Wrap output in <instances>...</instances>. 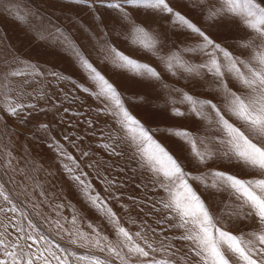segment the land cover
<instances>
[{
  "label": "rangeland",
  "instance_id": "obj_1",
  "mask_svg": "<svg viewBox=\"0 0 264 264\" xmlns=\"http://www.w3.org/2000/svg\"><path fill=\"white\" fill-rule=\"evenodd\" d=\"M169 3L234 55L247 59L251 54L250 50L238 47L240 41L248 39L251 35L238 21L218 22V18L209 20L207 17L212 9L202 6L201 0H169ZM216 7H219V3ZM132 15L136 23L157 34L159 52L152 54L137 49L122 31L117 14L100 4L89 9L74 4L72 0H11V3L8 0H0V183L4 185V190L11 199L9 204L0 197V209H4L0 211V238H3L9 247L17 242L18 235L26 233L38 239L43 234L51 244H34L32 251L37 248L40 251L49 248L61 259L67 256V264H90L87 259L80 260V256H99L109 259L111 264H124L119 257H113L106 250L101 252L99 248L92 247L95 240L100 239L102 243H110L119 251L127 264H141L144 259L131 256L105 215L87 203L81 195L62 166L68 164L71 167V162L58 157L52 146L56 140L80 161L83 171L87 173L83 179L90 181L94 189L92 194H98L112 209L119 225L133 234L136 243L144 246L143 241L134 235L136 232H142L157 249H161L162 245L169 246L170 243L174 245L167 252H150L148 259L153 256L156 259L172 258L176 259L178 264H183L180 257L191 255L190 244L175 239L182 234V230L168 227V224L175 221L172 219L173 213L163 207V202L167 199L166 193L154 187L155 181L151 174L144 172L126 146L118 166L113 165L111 171L100 169V174L97 175L94 167L87 166L89 157L95 161L107 159L110 155L100 149L101 144L110 142L112 117L105 115L104 105L91 95V90L89 93L83 92V88L88 87L91 82L64 46L63 37L70 39L91 58V62L121 92L131 114L146 128L152 129L154 138L171 154L181 158L185 170L191 173L189 183L210 205L213 212L219 210L217 204L220 201L228 199L226 193L210 197L204 192L198 180L200 173L197 172L195 163H189L191 157L188 147L169 139L163 131L173 124H178L197 134V139H201L208 134L206 126L194 118L172 116L169 110L172 106L186 111V106L180 103L175 93L172 94L171 103H167L168 93L159 85L153 86L147 81L131 79L130 74H117L119 70L113 69L110 64H105L103 59L99 58V49L93 46V36L102 41L110 40L120 51L150 64L162 74L169 89L175 88L204 98L205 94L196 91L202 87L203 82L193 84L179 73L171 75L165 70L160 59L171 50L190 61L194 54L185 53L183 49L195 47L194 39L185 31L174 28L168 14L158 16L140 10ZM15 17L21 19L17 21ZM257 45L260 46L261 42L257 41ZM17 56L19 61L14 59ZM21 61L37 65L42 72H55L71 79L58 81L52 76H46L40 77L39 83H31L29 86L25 79L31 78L26 77V70ZM14 72L22 75L13 76ZM73 84H79L80 88L73 87ZM229 86L234 91H240L239 85L234 81L230 80ZM207 89L210 90L208 85ZM208 94L213 102H221L222 97L218 94ZM17 103L35 105L34 110L25 107L24 112L31 111V115L23 122L19 116H12L4 110L8 105L14 106ZM88 121L93 124L90 125ZM41 125H47V129ZM93 127L95 132L92 131ZM112 134L115 135V132ZM66 136L75 142V146L64 139ZM116 150L121 151V146ZM8 152L11 157L7 156ZM82 152L89 153V157H82ZM8 159L11 160V167L5 166ZM221 164V161H217L209 163L208 167L215 168ZM121 167L125 169L123 173L119 171ZM203 170L201 166L200 171ZM224 170L241 178L253 175L238 166H225ZM107 181L113 182L110 188L112 198H109V191L105 190ZM131 198H135L137 204H133ZM145 204L147 207H144ZM12 207H16L17 211L12 212ZM141 208L144 209L143 212ZM158 220L162 221L160 225L156 223ZM57 222L63 227H59ZM222 226L237 233L250 231L255 227L251 222ZM19 229H23V232H19ZM104 237H107V240H104ZM19 243L23 244V241ZM172 253L175 255L172 256ZM52 264H57V261L53 260Z\"/></svg>",
  "mask_w": 264,
  "mask_h": 264
},
{
  "label": "snow or ice",
  "instance_id": "obj_2",
  "mask_svg": "<svg viewBox=\"0 0 264 264\" xmlns=\"http://www.w3.org/2000/svg\"><path fill=\"white\" fill-rule=\"evenodd\" d=\"M8 2L11 3V0ZM72 2L89 9L100 4L113 10L130 43L146 53L155 54L160 51V47H158L157 34L135 22L132 13L140 10L158 16L168 14L174 28L185 31L194 39L195 47L183 49L185 53L194 54L190 61L171 50L160 59L165 70L171 75L179 73L193 84L206 83L213 94L222 97L220 103L175 88L169 89L163 81L162 74L150 64L120 51L110 40L102 41L95 36L92 37L95 41L93 46L99 49V58L103 59L105 64H110L113 69L119 70L117 74H130L131 79L147 81L153 86L159 85L168 93L167 103H171L172 94L175 93L180 103L186 106V111L172 106L169 109L172 116L183 119L194 118L206 126L208 134L201 139H197V134L178 124H173L163 131L167 133L169 139L188 147V154L191 157L189 163H195L196 170L200 173L198 180L204 192L210 197L226 193L228 199L220 201L217 204L219 210L213 212L210 205L189 183L191 173L185 170L181 158L171 154L154 138L153 130L146 128L131 114L121 92L91 62V58L70 39L63 37L64 46L71 52L75 62L91 82L88 87L83 88V92L89 93L91 90V95L104 105L105 115L112 117L113 126L109 130L110 142L101 144L100 149L110 155L107 159L93 161L89 153L82 152V157H89L87 166L94 167L99 175L100 169L111 171L113 165L118 166L119 159L125 154L124 146L133 153L132 158L139 162L144 172L151 174L155 181L154 187L162 189L167 195L163 207L173 213L172 219L175 221L168 224V227L173 230H182V234L175 239L190 244L191 255L180 257L183 264H189V260L191 264H264V0H206V2L201 0L202 6L212 9L207 17L209 20L218 18V22L238 21L241 26L250 31L251 35L248 39L238 43V47L251 51L247 59L234 55L221 43L213 40L185 15L176 11L169 0H72ZM217 3L219 7H216ZM15 18L17 21L21 19V17ZM57 32L59 33V29ZM257 41L261 42L260 46L257 45ZM14 59L19 61L18 56ZM21 63L26 70V77L31 78V80L25 79V83L29 86L31 83H39L40 77L52 76L58 81L71 79L55 72H42L37 65L28 61H21ZM12 75L19 76L22 73L14 72ZM230 80L239 85L240 91H234L229 86ZM73 87L79 89L80 85L73 84ZM25 107L30 110L35 109L34 104L17 103L14 106L8 105L4 110L12 116H19L23 122L31 115V111L24 112ZM99 111L98 107L97 112ZM88 123L93 124L92 121ZM41 127L47 129V125H41ZM92 131L95 132L94 127ZM113 132L115 135L112 134ZM64 139L75 146V142L69 137L66 136ZM52 146L58 157L66 158L71 162V167L68 164L62 165L64 171L76 184L87 203L105 215L109 223L113 225V230L118 237L122 238L121 242L128 248L132 257L144 258L141 264H178V261L172 258L156 259L153 256L148 259L150 252L156 253L160 250L167 252L174 245L170 243L169 246L162 245L161 249H157L142 232H136L134 235L143 241L144 246L136 243L133 234L119 225L112 209L98 194H92L94 189L90 181L86 182L83 179L87 173L83 171L80 161L73 157L59 141L54 140ZM118 146L122 148L119 152L116 150ZM7 156L11 157V153L8 152ZM217 161H221L222 164L215 168L208 167L209 163ZM5 166L11 167L10 159L6 160ZM201 166L204 169L202 172ZM225 166H238L250 171L253 175L249 178H241L224 170ZM119 171L123 173L125 169L121 167ZM112 183V181L106 182L105 190L109 191V198H112L110 192ZM0 197L11 203L10 196L4 190L2 183H0ZM131 199L133 204H137L135 198ZM144 207H147V204ZM140 210L144 211L143 208ZM11 211L16 212V207H12ZM161 222L156 221L157 225ZM249 222L255 227L246 232L237 233L222 226ZM73 223H75V217H73ZM57 224L63 227L59 222ZM18 231L23 232V229ZM81 235L84 234L81 233ZM21 240L23 244L19 243ZM104 240H107V237H104ZM40 242L51 244V241L43 234L38 239L31 234L18 235L17 242L11 247L5 244L3 238H0V264H37V262L52 264L53 260L57 261V264H67V256L61 259L49 248H44L43 251L37 248L36 251H32L33 245H38ZM72 242L75 243V241ZM85 243L88 242L85 241ZM56 247L59 249L58 245ZM92 247L99 248L101 252L106 250L107 253L113 257H119L124 264H127L120 252L110 243L105 244L100 239H96ZM60 251L64 250L60 249ZM171 255L174 256L175 253ZM79 259H87L90 264H111L109 259H102L99 256H80Z\"/></svg>",
  "mask_w": 264,
  "mask_h": 264
},
{
  "label": "crops",
  "instance_id": "obj_3",
  "mask_svg": "<svg viewBox=\"0 0 264 264\" xmlns=\"http://www.w3.org/2000/svg\"><path fill=\"white\" fill-rule=\"evenodd\" d=\"M201 28V27H200ZM201 29H203V28H201ZM179 83H181V82H179ZM181 86H184L182 83L180 84ZM197 92H200L201 94H205V95H203L204 96V98H208V99H210V97H211V95H209L208 93H212L213 91H212V89H210V90H208L207 89V84L206 83H204L203 82V86L202 87H200V89H198V90H196ZM212 98V97H211Z\"/></svg>",
  "mask_w": 264,
  "mask_h": 264
}]
</instances>
